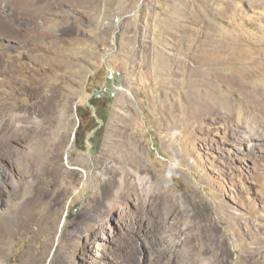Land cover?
<instances>
[{"label": "rangeland", "instance_id": "obj_1", "mask_svg": "<svg viewBox=\"0 0 264 264\" xmlns=\"http://www.w3.org/2000/svg\"><path fill=\"white\" fill-rule=\"evenodd\" d=\"M0 14V96L23 117L0 123V262L178 260L135 205L151 188L195 203L193 264H264V0H0ZM42 147L72 180L36 169ZM15 210L34 211L30 228Z\"/></svg>", "mask_w": 264, "mask_h": 264}, {"label": "bare ground", "instance_id": "obj_2", "mask_svg": "<svg viewBox=\"0 0 264 264\" xmlns=\"http://www.w3.org/2000/svg\"><path fill=\"white\" fill-rule=\"evenodd\" d=\"M6 29H8V27H7L6 23L4 22L2 15L0 14V35H3L2 32H6ZM7 38H14V36L8 35ZM38 80L36 81V83L38 82ZM36 88H38V87H36ZM216 97H217V95H216ZM218 97H220V96H218ZM9 99H10V97L8 94L0 96V123H3L4 121H7L11 118L18 117L16 115H11V114H8L6 112V108L9 105ZM47 99L50 100L48 102L53 103V100L51 97H47ZM254 103H256V102H254ZM30 106L32 108L31 112H36L35 111V106H36L35 101H32ZM259 106H260V104H259ZM42 116H44V115H42ZM18 118L22 119L23 117L21 116ZM47 118L45 117V120H43V121H48V122L52 123L54 126V122L52 121V119L48 116H47ZM38 128L39 129H38V132H36L35 138H37L40 141H44V137L48 136L49 130L53 127L47 128L44 125H39ZM1 133L6 134L5 132H3V130L1 131ZM53 133H55V135H58V140H56L54 143L55 147H57L58 145H61L62 142L64 141L61 125H57V127L54 128ZM12 138L13 137L10 135H4V139L7 141V144H8V142H10L12 140ZM41 143L42 142H40V144ZM42 146H44V145H42ZM47 146H48V144H47ZM47 150H48V148L42 147V150H41L42 155H40V157L42 158V161H44V164L42 165L41 160H36V162L41 161L40 164H38L36 166V169L39 172L41 171V169H44L51 176H53L55 173H57V175L60 173H63L66 177H69L72 180L76 171L73 168L66 171L64 169L65 167L61 163H51V161L53 160L54 154H52L51 152L47 153ZM10 153L11 152H10L9 148H5V147L0 148V160H4V159L10 160L11 159ZM31 161H32V159H31ZM11 162H12V160H11ZM32 167L33 166H32V162H31V164H30L31 170L34 169ZM36 169H34V170H36ZM35 172H37V171H35ZM40 175H41V173H40ZM126 176H128V175H126ZM133 178H134V176H133ZM103 183H104L103 185L106 187V184L109 183V179L104 178ZM43 187L41 188V190L43 189ZM131 188H132V186H131ZM150 189L147 188V190H144L140 193H138V191H137V193H138L137 195L139 197L137 200L138 202H136V204H135L137 209L141 212L142 215H147V216L151 217V219L153 218L155 224L159 225L158 228L160 230L164 231L166 237L168 236V238H172V240H173V238H176L177 243L180 246V250L176 254V258L178 260H176L175 258H171L169 260H163L162 259V260H159L160 262L157 261V264H193L200 257V255L202 253H206V250L204 248H205L206 229H207V225L203 224L201 222V220H199L200 217L196 211L195 203L185 202L181 198L176 199L177 197L174 198L175 196L174 197H172V196L167 197V196L162 195L163 192L161 194L159 191H152ZM129 191L131 192L132 190H129ZM139 191H140V189H139ZM161 191H163V190H161ZM2 192H3V189L0 188V196L2 195ZM136 197H135V199H136ZM52 200H53V197L51 198L50 202H52ZM125 202L128 203V199ZM33 212L34 211L29 210L24 214L21 210L20 211L15 210L16 214H13V216L16 220H18V227L20 229H22V231L26 230L28 227L30 228L31 223H34L31 220V219H35V218H33V216H31ZM9 218L14 219L11 217H9ZM10 219H8V220H10ZM0 221L2 223L3 220H0ZM10 223L12 224V221H10ZM11 224H9L7 221L3 224H0V225H3L2 227H4L0 231V257L3 256L4 250L6 249L5 248V244H6L5 239L7 238L6 233L9 232L10 230H12V227L10 226ZM38 228H40V227H38ZM12 232H14V231H12ZM244 254H246V247L244 248ZM42 258L43 257H41V256L32 254L30 252V250L26 249L23 256L17 261L16 264H40L42 261ZM179 260H181V261H179ZM182 260H185V261L183 262ZM0 264H3V263L0 262ZM127 264H132V263L129 262Z\"/></svg>", "mask_w": 264, "mask_h": 264}]
</instances>
